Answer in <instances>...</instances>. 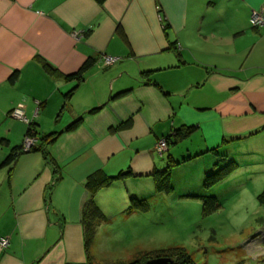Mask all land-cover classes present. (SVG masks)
Instances as JSON below:
<instances>
[{"label": "crops", "instance_id": "0c3cea01", "mask_svg": "<svg viewBox=\"0 0 264 264\" xmlns=\"http://www.w3.org/2000/svg\"><path fill=\"white\" fill-rule=\"evenodd\" d=\"M259 9L264 0H0V162L30 123L43 147L0 170V237L10 240L0 264L94 259L83 218L95 173L131 171L94 194L106 217L98 226L142 212L127 211L130 197L161 194L153 173L165 154L180 162L170 182L196 161L186 182L229 163L220 183L240 182L243 169L264 182V27L251 22ZM104 54L117 60L105 67ZM89 58L98 62L82 79L67 77ZM16 107L25 120L9 116ZM183 126L195 130L159 154L157 141ZM47 135L55 139L43 146ZM215 186L184 195L218 197Z\"/></svg>", "mask_w": 264, "mask_h": 264}, {"label": "rangeland", "instance_id": "374dc122", "mask_svg": "<svg viewBox=\"0 0 264 264\" xmlns=\"http://www.w3.org/2000/svg\"><path fill=\"white\" fill-rule=\"evenodd\" d=\"M193 166L197 161L173 171L171 191L154 197L149 213L137 211L97 226L89 248L95 262L125 264L148 253L147 260L158 253L172 258L182 248L193 264H264V203L258 199L264 182H255L260 171L243 169L240 182L216 185L221 206L203 213L201 199L184 195L212 191L203 182H186Z\"/></svg>", "mask_w": 264, "mask_h": 264}, {"label": "trees", "instance_id": "16d2710c", "mask_svg": "<svg viewBox=\"0 0 264 264\" xmlns=\"http://www.w3.org/2000/svg\"><path fill=\"white\" fill-rule=\"evenodd\" d=\"M103 1V0H98ZM161 21L163 23L164 28H167L166 20L163 18L161 14ZM117 31L120 32V28H117ZM42 67L49 72L51 75L55 74L56 70L54 67H52L49 63L45 62L44 60H41ZM96 62H98V58H89L82 66L81 68L73 75L67 76L68 78H75V79H82L83 74L85 71L92 65H94ZM106 67V66H105ZM17 72H15L11 79L14 80L16 77ZM72 90L66 93V96H69ZM13 110V109H12ZM11 110V111H12ZM11 111L9 112V116L11 117ZM13 118V117H12ZM77 122L70 123L66 129H72ZM195 130L193 126H183L180 128H177L174 132L171 134L165 136V139L167 141V148L169 146L175 145L178 142L186 139L189 137L192 132ZM33 136L36 138L35 130L32 128L31 123L28 125L27 134ZM25 135V136H26ZM39 138H36V142L29 148L28 150H25L23 148V143L21 145H16L11 147L6 157L3 159L2 162H0V170L3 168H9L11 169L13 164L16 162L19 155L23 152H29V151H36L39 148H43L42 146H38L37 140ZM55 139V136L47 135L42 137L43 140V146L45 144L51 143ZM24 140V139H23ZM4 141V140H3ZM44 151V150H43ZM168 164L160 170H155L153 173V179H154V185H155V191L157 192H165L169 193L171 191V185H170V175L173 167L180 164L178 161H174L171 156H167ZM184 160V159H183ZM235 168L234 163H229L223 167H220L212 172H209L204 175L203 177V186L205 188H211L220 181H222L226 176H228L230 173L233 172ZM95 173V175H91L86 182V185L89 186L90 190V198L88 200L87 206L85 208L84 212V218H83V226H84V237H85V247L88 250L90 248L91 243H93V240L96 236V228L97 226L106 220L105 215L103 212H101L99 206H97L95 200H94V194L101 188L109 186L114 180L119 179L124 176L131 175V171H124L119 172L115 176H110L106 178L99 179ZM186 197H193V198H199L203 202V213H209L211 211H214L215 209L219 208L221 206V202L219 201V198L216 195L212 194H187ZM258 199L261 203H264V188L258 195ZM150 203L147 199H138L134 196L130 197V204L128 207V212L132 210H139V211H148L149 210ZM6 249V248H5ZM178 251L175 253V255L172 256L173 264H193L190 260L189 255L185 252L184 249L178 248L176 249ZM160 255V253H158ZM156 254V255H158ZM150 253L148 255H144L145 257H140L137 259H134L131 262L125 263V264H141L143 260H147L150 257ZM157 256L162 257V256ZM70 264V263H69ZM74 264V263H73ZM75 264H99V262H95L94 259H88L87 262L84 263H75Z\"/></svg>", "mask_w": 264, "mask_h": 264}, {"label": "built area", "instance_id": "2783aa9c", "mask_svg": "<svg viewBox=\"0 0 264 264\" xmlns=\"http://www.w3.org/2000/svg\"><path fill=\"white\" fill-rule=\"evenodd\" d=\"M251 22L255 27H264V9L254 10L251 14ZM117 60V57L104 54L101 57V63L103 66H109ZM11 117L25 120L24 110L22 108L16 107L11 111ZM36 142V138L30 135H26L23 140V148L28 150ZM156 150L159 154L167 150V141L165 138H160L156 143ZM9 238L4 236L0 237V253L7 248L9 245Z\"/></svg>", "mask_w": 264, "mask_h": 264}, {"label": "water", "instance_id": "95a60500", "mask_svg": "<svg viewBox=\"0 0 264 264\" xmlns=\"http://www.w3.org/2000/svg\"><path fill=\"white\" fill-rule=\"evenodd\" d=\"M141 264H173V260L169 257H159L155 259H149Z\"/></svg>", "mask_w": 264, "mask_h": 264}]
</instances>
